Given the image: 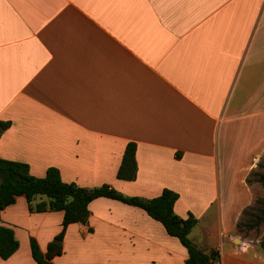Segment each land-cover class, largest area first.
I'll list each match as a JSON object with an SVG mask.
<instances>
[{
  "label": "crops",
  "instance_id": "crops-1",
  "mask_svg": "<svg viewBox=\"0 0 264 264\" xmlns=\"http://www.w3.org/2000/svg\"><path fill=\"white\" fill-rule=\"evenodd\" d=\"M0 157L45 176L127 196L179 193L190 237L217 264H264L238 236L264 157V0H0ZM137 144L134 180L118 177ZM45 199L37 197L35 203ZM68 226L55 264H187L188 249L144 209L99 197ZM63 211L0 210L18 250L0 264H38ZM239 241V242H238Z\"/></svg>",
  "mask_w": 264,
  "mask_h": 264
},
{
  "label": "trees",
  "instance_id": "trees-1",
  "mask_svg": "<svg viewBox=\"0 0 264 264\" xmlns=\"http://www.w3.org/2000/svg\"><path fill=\"white\" fill-rule=\"evenodd\" d=\"M11 121L0 119V132L8 129ZM137 144L128 143L118 177L134 180L138 173ZM249 183L264 186V157L248 176ZM19 196H25L32 212L63 211V229L48 244L46 252L40 248L37 240L31 238L32 255L38 264H55L54 258L64 252L63 240L68 226L72 223H87L90 216V203L99 197H109L144 209L151 217L160 221L169 235L177 237L188 249L187 264H217L220 254L217 251L205 252L192 241L190 234L198 223L197 217L189 213L182 217L175 212V204L180 195L165 188L154 198L127 196L110 184L98 187H82L75 182H66L60 169L49 167L45 176L37 177L30 172L28 163L8 160L0 157V210L14 204ZM37 197L45 199L35 203ZM264 228V196H256L247 206L238 222L237 229L249 234L252 230ZM20 243L11 227L0 224V257L9 259L19 248ZM264 249V238L261 240Z\"/></svg>",
  "mask_w": 264,
  "mask_h": 264
},
{
  "label": "rangeland",
  "instance_id": "rangeland-1",
  "mask_svg": "<svg viewBox=\"0 0 264 264\" xmlns=\"http://www.w3.org/2000/svg\"><path fill=\"white\" fill-rule=\"evenodd\" d=\"M252 184H257V185L260 186L259 187L260 189L258 190V193H257L256 196H264V186L262 184H260V183H252ZM237 233H238V236H241L248 243L254 244V245H260L261 246V240L264 238V228L261 229L260 231L252 230V231L249 232V234H247L245 232H240L237 229Z\"/></svg>",
  "mask_w": 264,
  "mask_h": 264
}]
</instances>
